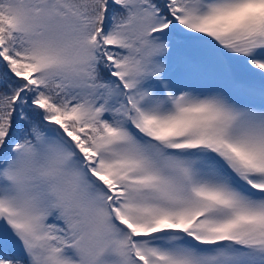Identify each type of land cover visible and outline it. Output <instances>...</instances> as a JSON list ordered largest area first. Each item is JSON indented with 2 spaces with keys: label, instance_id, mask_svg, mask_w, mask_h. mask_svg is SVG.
Wrapping results in <instances>:
<instances>
[{
  "label": "snow or ice",
  "instance_id": "snow-or-ice-1",
  "mask_svg": "<svg viewBox=\"0 0 264 264\" xmlns=\"http://www.w3.org/2000/svg\"><path fill=\"white\" fill-rule=\"evenodd\" d=\"M0 264H264V0H0Z\"/></svg>",
  "mask_w": 264,
  "mask_h": 264
}]
</instances>
